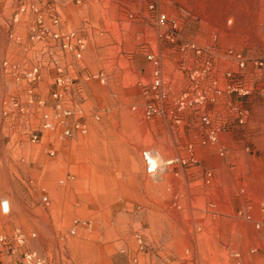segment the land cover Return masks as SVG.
<instances>
[{
  "label": "rangeland",
  "instance_id": "374dc122",
  "mask_svg": "<svg viewBox=\"0 0 264 264\" xmlns=\"http://www.w3.org/2000/svg\"><path fill=\"white\" fill-rule=\"evenodd\" d=\"M53 1L103 79L83 81L88 131L50 153L3 124L1 63L22 8ZM262 222L264 0H0V236L34 231L47 264H264Z\"/></svg>",
  "mask_w": 264,
  "mask_h": 264
},
{
  "label": "built area",
  "instance_id": "2783aa9c",
  "mask_svg": "<svg viewBox=\"0 0 264 264\" xmlns=\"http://www.w3.org/2000/svg\"><path fill=\"white\" fill-rule=\"evenodd\" d=\"M64 1L79 4L82 0ZM22 10L27 36L21 39L16 35L14 27L8 28L12 51L5 55L1 65L9 91L1 100V115L3 124L14 131H21L31 142H40L46 137L51 145L49 152L53 153L64 138L88 131L83 81L90 75L99 77L100 80L103 77L97 73H86L82 61L87 45L86 37L69 25L56 1L48 3L44 10L33 2ZM20 13L21 11L14 13L13 22L19 20ZM148 58L152 56L148 55ZM44 73L49 78V99H45L39 91ZM156 85L158 80L153 83V86ZM154 111L155 108L149 105L146 113ZM91 117L99 120L100 111L92 110ZM202 119L205 123L209 122L205 115ZM208 137L211 142L215 141L216 132L213 128L209 129ZM142 159L146 173L154 175L158 169L155 157L150 151L144 150ZM70 176L68 173L67 178ZM210 180L211 171H206L205 182ZM41 199L48 202L47 195L41 196ZM74 222L78 223L77 220ZM81 223L85 224L86 221ZM255 227L263 231L260 243L264 245V222L256 223ZM69 232H75V225ZM35 236L34 231L24 232L16 228L12 236L1 234L0 250L7 255L20 256L18 264H47L45 255L27 246L28 239ZM135 237L140 243V234L136 233Z\"/></svg>",
  "mask_w": 264,
  "mask_h": 264
},
{
  "label": "crops",
  "instance_id": "0c3cea01",
  "mask_svg": "<svg viewBox=\"0 0 264 264\" xmlns=\"http://www.w3.org/2000/svg\"><path fill=\"white\" fill-rule=\"evenodd\" d=\"M20 261V256L16 254L7 255L5 252L0 250V264H18Z\"/></svg>",
  "mask_w": 264,
  "mask_h": 264
},
{
  "label": "bare ground",
  "instance_id": "6f19581e",
  "mask_svg": "<svg viewBox=\"0 0 264 264\" xmlns=\"http://www.w3.org/2000/svg\"><path fill=\"white\" fill-rule=\"evenodd\" d=\"M155 162H156V160H155ZM156 166H157V164H156ZM3 203H4V208L6 209L7 208V204H6L5 201Z\"/></svg>",
  "mask_w": 264,
  "mask_h": 264
}]
</instances>
